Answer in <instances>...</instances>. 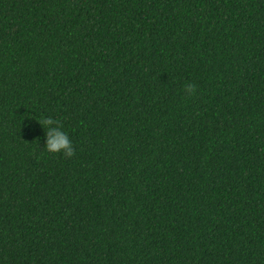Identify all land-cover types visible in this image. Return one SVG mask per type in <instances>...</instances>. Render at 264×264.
I'll list each match as a JSON object with an SVG mask.
<instances>
[{
    "label": "trees",
    "instance_id": "obj_1",
    "mask_svg": "<svg viewBox=\"0 0 264 264\" xmlns=\"http://www.w3.org/2000/svg\"><path fill=\"white\" fill-rule=\"evenodd\" d=\"M0 264H264V0H0Z\"/></svg>",
    "mask_w": 264,
    "mask_h": 264
},
{
    "label": "clouds",
    "instance_id": "obj_2",
    "mask_svg": "<svg viewBox=\"0 0 264 264\" xmlns=\"http://www.w3.org/2000/svg\"><path fill=\"white\" fill-rule=\"evenodd\" d=\"M196 91L194 84L186 83L183 87V92L188 96H192ZM39 123L45 128V144L44 150L48 153H60L66 158H71L75 152L72 141L67 132L62 129L61 123L58 119L45 117Z\"/></svg>",
    "mask_w": 264,
    "mask_h": 264
}]
</instances>
